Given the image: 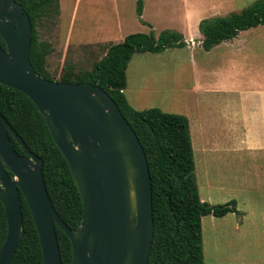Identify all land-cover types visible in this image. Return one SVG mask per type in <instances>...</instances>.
<instances>
[{"label": "rangeland", "instance_id": "374dc122", "mask_svg": "<svg viewBox=\"0 0 264 264\" xmlns=\"http://www.w3.org/2000/svg\"><path fill=\"white\" fill-rule=\"evenodd\" d=\"M138 1L59 0L56 23L46 21L40 28L41 40L54 50L47 70L55 80L66 67L91 70L111 44L130 34L154 31L158 37L170 30L183 36L190 46L133 56L127 99L139 111L158 108L186 116L202 201L212 206L237 204V214L203 218L205 264H264V160L243 169L238 163L249 153L232 152L237 137L220 134L233 90L240 84L264 85V64L256 61L264 49V36L252 38L240 49L225 42L207 51L199 30L202 18L239 13L250 0H144V19L150 25L140 20ZM251 32H264V26L246 31ZM251 44L255 50H248ZM215 146L220 148L213 153Z\"/></svg>", "mask_w": 264, "mask_h": 264}, {"label": "water", "instance_id": "95a60500", "mask_svg": "<svg viewBox=\"0 0 264 264\" xmlns=\"http://www.w3.org/2000/svg\"><path fill=\"white\" fill-rule=\"evenodd\" d=\"M31 40L32 23L21 4L0 0V83L39 109L68 162L84 215L77 230L61 219L45 183L43 159L0 113V201L8 225L0 264H12L25 236L22 195L39 234L42 264H63L57 227L72 243V264H149L153 181L136 132L101 87L40 76L31 62ZM10 134L24 156L14 149Z\"/></svg>", "mask_w": 264, "mask_h": 264}, {"label": "trees", "instance_id": "16d2710c", "mask_svg": "<svg viewBox=\"0 0 264 264\" xmlns=\"http://www.w3.org/2000/svg\"><path fill=\"white\" fill-rule=\"evenodd\" d=\"M32 23L30 58L35 71L50 81L87 84L104 89L117 103L130 122L146 153L153 181L155 234L149 264H205L202 220L224 218L238 213L235 201L212 206L203 202L199 192L189 119L158 108L134 109L126 96L127 71L135 54H159L173 48L187 47L179 33L166 30L158 37L149 34L128 35L122 42L111 44L106 55L91 70L77 71L66 67L55 80L47 70L48 57L54 52L40 38L46 21L55 24L60 15L59 0H16ZM144 0L138 1L137 14L143 17ZM264 26V0H250L239 13L204 19L199 24L203 48L207 51L233 40L241 32ZM1 44L6 49L5 43ZM2 113L26 146L44 161V179L52 203L61 219L77 230L84 215L81 194L70 167L55 144L39 109L23 93L0 83ZM14 149L24 152L10 134ZM12 177L13 175L10 174ZM25 236L12 264H42L43 252L39 234L29 206L22 195ZM8 225L0 201V250L5 242ZM63 264H72V243L57 227Z\"/></svg>", "mask_w": 264, "mask_h": 264}, {"label": "crops", "instance_id": "0c3cea01", "mask_svg": "<svg viewBox=\"0 0 264 264\" xmlns=\"http://www.w3.org/2000/svg\"><path fill=\"white\" fill-rule=\"evenodd\" d=\"M144 14H145V8L143 9V17H142L143 21H145ZM202 20L204 19L202 18ZM145 23L148 24V22L146 21ZM255 33H252V32L246 33V31H244V32H241L233 40L226 41V42L231 44L230 47L239 48V47H242L243 45L250 44L248 43V41L254 37L264 36V32H255ZM240 36H245V37H241L240 39ZM236 39L238 40L239 43H235L234 40ZM202 44L201 46L203 47ZM188 46L190 45L188 44ZM248 48H249L248 50H255V49H252L254 48L253 44H251ZM262 51H264V49L261 50V54L259 58L260 60L256 59V61L258 63L264 64V59H262ZM256 52H259V50ZM256 52H255V55L258 58V55ZM240 86H241L240 89L233 90V92L231 93V95H233L232 96L233 98L229 99L230 100L228 103L229 106L223 112L224 118L221 120L222 131L220 132V134L222 133L224 137H229V136L233 138L237 137V144H235L237 146H234V145L231 146L232 152H235V150H237L236 152L249 153L248 156L241 157V162L238 163L244 169V167H248L250 164L258 165L259 163L257 162L264 160V85H260L259 83H256V84H253V87L251 88L250 87L244 88L242 84H240ZM189 125H190V122H189ZM192 145H193V142H192ZM217 148H220V147L211 149V151L213 153L218 152ZM193 151H194V148H193ZM223 151L225 152V150ZM214 166H216V163L214 164ZM234 214L235 213H231L229 215H234Z\"/></svg>", "mask_w": 264, "mask_h": 264}]
</instances>
